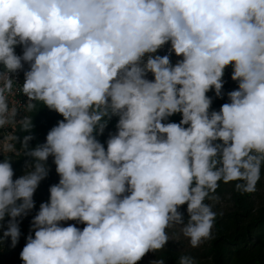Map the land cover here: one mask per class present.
Listing matches in <instances>:
<instances>
[{"label": "clouds", "instance_id": "1", "mask_svg": "<svg viewBox=\"0 0 264 264\" xmlns=\"http://www.w3.org/2000/svg\"><path fill=\"white\" fill-rule=\"evenodd\" d=\"M166 44L175 64L157 54ZM229 66L238 87L211 110L207 93L223 98ZM41 104L63 119L30 147ZM9 125L29 134L0 139V152L29 159L15 179L0 162V243L17 245L50 157L59 177L31 219L23 264H137L173 228L198 248L212 238L220 183L250 194L260 180L264 0H0V129Z\"/></svg>", "mask_w": 264, "mask_h": 264}, {"label": "trees", "instance_id": "2", "mask_svg": "<svg viewBox=\"0 0 264 264\" xmlns=\"http://www.w3.org/2000/svg\"><path fill=\"white\" fill-rule=\"evenodd\" d=\"M169 44L163 46L158 55L167 54ZM164 48V50H163ZM17 54H22L20 47L16 48ZM229 70V67L225 71ZM232 71V70H231ZM152 79V76H148ZM238 84L233 83L225 88L223 98H217L214 93L208 92L207 95L212 97L213 103L211 110H219L223 103L228 102L227 92L234 90ZM62 116L54 111H50L47 107L38 105L37 110L32 115L33 128L31 135L34 137L29 142L30 147H35L38 143L45 142L47 132L57 124ZM180 114H175L168 118L165 122H179ZM118 117L113 116L107 124L102 135H97V139L101 143H105L109 134L116 132V123ZM18 137L21 139L25 133L19 127ZM106 146V145H105ZM29 159L25 156L22 162L12 164L15 175L14 179L24 174L25 160ZM4 160V159H0ZM50 168L48 177L41 182L34 200L36 202L35 209L26 217L22 219L20 224L21 236L17 245L11 247L10 238L0 243V264H23L20 259V252L26 244V237L29 233L31 219L39 210L41 202H45L49 198V187L52 184L58 183L59 177L55 172V165L52 163V158L48 160ZM264 178V164L261 166L260 180L257 182L256 191L250 194H241L235 190V182L224 184L220 183L217 194L228 195L230 207L228 210H219L213 206V211L217 213V217L212 229V238L207 240L205 257L209 260L208 264H264V197L259 195L258 187ZM206 203L210 201L206 200ZM187 206H181L180 211L184 214V220L187 222ZM7 219L3 222L4 229L7 227ZM71 223H75L71 221ZM83 227V225H77ZM4 229H0V235ZM172 264H180L179 257L173 256Z\"/></svg>", "mask_w": 264, "mask_h": 264}, {"label": "rangeland", "instance_id": "3", "mask_svg": "<svg viewBox=\"0 0 264 264\" xmlns=\"http://www.w3.org/2000/svg\"><path fill=\"white\" fill-rule=\"evenodd\" d=\"M170 58L173 64H175L177 60L181 59V57H177L174 53L170 55ZM231 70L232 68L231 66H229V70L225 71L223 77V80L225 82L223 87V92H225V88L229 87L233 83V80L231 79V73H232ZM209 92L214 93V91H209ZM18 129L19 127L15 131L14 135L18 136L17 133ZM16 147L18 150H21V145L19 142H17ZM5 158H9L12 164H16L17 162H22L25 159V156L23 155L22 151L20 155H15L12 153L4 154L0 152V159H5ZM2 161L3 160H1L0 162ZM258 193L259 195L264 197V178L262 179V182L258 187ZM217 195L220 196L221 200L220 203L214 204V207L218 208L219 210H224V211L228 210L230 207L228 195H223V194H217ZM67 223H71V221ZM168 232L169 235L173 238L168 241L165 247L160 251L149 252L140 261H138L137 264H153L154 261H159V260H163L164 264H172L173 256H178L179 262L182 256H190L194 258L196 264H208L209 260L205 257L206 246H207L206 241L203 244H201V246L198 248H191L189 246L188 240H186L179 234L178 229L176 228L169 229Z\"/></svg>", "mask_w": 264, "mask_h": 264}, {"label": "built area", "instance_id": "4", "mask_svg": "<svg viewBox=\"0 0 264 264\" xmlns=\"http://www.w3.org/2000/svg\"><path fill=\"white\" fill-rule=\"evenodd\" d=\"M167 54H170V55L172 54V53H170V44L168 45V48H167ZM25 67H27V66H25ZM15 78L17 80V83L22 85L23 79H24L23 72L21 71ZM12 100L14 102H16L19 106L20 102L25 103L27 98L24 97L22 94H20L19 90L17 88L15 91V95L12 97ZM24 115H25V113L21 110L18 113L17 119L22 118ZM18 127H19V125H15V126L9 125V126H6L2 129H0V139L6 138L10 133L14 135V133Z\"/></svg>", "mask_w": 264, "mask_h": 264}]
</instances>
